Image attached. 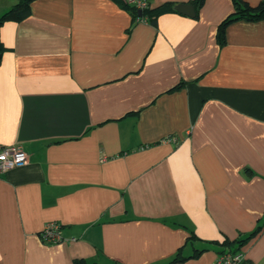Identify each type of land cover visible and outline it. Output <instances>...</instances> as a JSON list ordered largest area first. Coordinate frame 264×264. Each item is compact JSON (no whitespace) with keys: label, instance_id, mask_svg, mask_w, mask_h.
Returning a JSON list of instances; mask_svg holds the SVG:
<instances>
[{"label":"crops","instance_id":"1","mask_svg":"<svg viewBox=\"0 0 264 264\" xmlns=\"http://www.w3.org/2000/svg\"><path fill=\"white\" fill-rule=\"evenodd\" d=\"M192 1L148 0L174 7L152 23L35 0L0 25V144L28 154L0 176V264H214L260 225L241 250L264 264V19L220 43L233 1Z\"/></svg>","mask_w":264,"mask_h":264},{"label":"trees","instance_id":"2","mask_svg":"<svg viewBox=\"0 0 264 264\" xmlns=\"http://www.w3.org/2000/svg\"><path fill=\"white\" fill-rule=\"evenodd\" d=\"M35 0H18V2L9 10L7 11L1 18H0V25L5 21H19L29 15L30 13V5ZM125 7H127L133 14L136 20H150V22L155 23L157 16L165 11V10H174L171 4H167L166 6L159 7L157 9L152 10L150 6L146 9L142 10V15H139L138 8L129 4L124 3L122 0H119ZM205 0H193L192 4L194 5L197 12L202 7ZM234 4V11L230 13L225 19L218 26V40L220 43H225V33L227 26L237 20H249V21H257L260 19H264V0L256 5L252 6L247 3L245 0H232ZM3 51V46L0 42V53ZM263 225H260L254 232L246 239H238L228 245L226 250L238 251L244 245L245 241L251 238L253 235L260 232ZM223 250L221 252H224ZM200 252V250H199ZM220 252V253H221ZM75 264H100L98 262H86L83 259H77Z\"/></svg>","mask_w":264,"mask_h":264},{"label":"built area","instance_id":"3","mask_svg":"<svg viewBox=\"0 0 264 264\" xmlns=\"http://www.w3.org/2000/svg\"><path fill=\"white\" fill-rule=\"evenodd\" d=\"M124 3L137 7L139 10L150 6L148 0H122ZM28 163V154L21 144L11 145L0 144V176L7 171L23 167ZM41 238L46 243H59L64 238L61 233V226L56 222H51L45 226L41 232ZM214 264H252L246 257L243 250H226L219 253Z\"/></svg>","mask_w":264,"mask_h":264},{"label":"water","instance_id":"4","mask_svg":"<svg viewBox=\"0 0 264 264\" xmlns=\"http://www.w3.org/2000/svg\"><path fill=\"white\" fill-rule=\"evenodd\" d=\"M179 12L186 15L194 16L196 14L195 7L193 4H180L176 7ZM139 15H142V11L138 10ZM1 57V54H0Z\"/></svg>","mask_w":264,"mask_h":264}]
</instances>
